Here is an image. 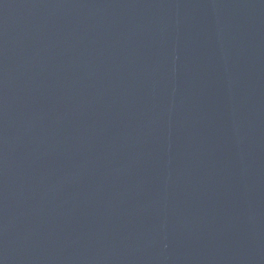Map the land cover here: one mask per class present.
<instances>
[{"label":"water","instance_id":"water-1","mask_svg":"<svg viewBox=\"0 0 264 264\" xmlns=\"http://www.w3.org/2000/svg\"><path fill=\"white\" fill-rule=\"evenodd\" d=\"M0 264H264V0H0Z\"/></svg>","mask_w":264,"mask_h":264}]
</instances>
